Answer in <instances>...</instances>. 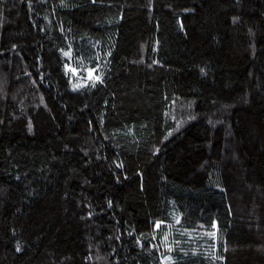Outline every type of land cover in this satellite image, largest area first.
<instances>
[{
  "label": "trees",
  "instance_id": "obj_1",
  "mask_svg": "<svg viewBox=\"0 0 264 264\" xmlns=\"http://www.w3.org/2000/svg\"><path fill=\"white\" fill-rule=\"evenodd\" d=\"M0 264H264V0H0Z\"/></svg>",
  "mask_w": 264,
  "mask_h": 264
},
{
  "label": "snow or ice",
  "instance_id": "obj_2",
  "mask_svg": "<svg viewBox=\"0 0 264 264\" xmlns=\"http://www.w3.org/2000/svg\"><path fill=\"white\" fill-rule=\"evenodd\" d=\"M67 55V54H66Z\"/></svg>",
  "mask_w": 264,
  "mask_h": 264
}]
</instances>
